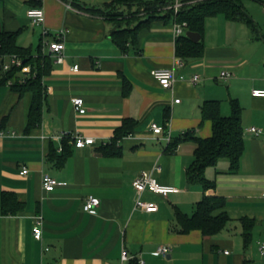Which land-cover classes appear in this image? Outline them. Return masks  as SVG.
I'll list each match as a JSON object with an SVG mask.
<instances>
[{
  "label": "crops",
  "instance_id": "1",
  "mask_svg": "<svg viewBox=\"0 0 264 264\" xmlns=\"http://www.w3.org/2000/svg\"><path fill=\"white\" fill-rule=\"evenodd\" d=\"M113 1L0 0V33L17 34V45L34 58L48 56L35 123L34 90L15 87L32 68L0 78V264H264V98L252 95L264 90V0H240L254 28L224 14L208 17L202 57H180L184 65L175 68L171 89H163L152 72L174 67L179 57L174 21L153 20L121 48L103 12L138 5L110 7ZM183 1L191 7L202 0ZM30 8L45 11L43 26L31 25ZM60 31L64 61L57 63L48 43ZM224 71L231 78H220ZM194 75L200 76L196 85L189 82ZM76 98L84 100V114L75 110ZM232 101L242 110L239 168L232 173L227 159L207 168L214 187L205 191L187 180L196 138L213 134L208 105L217 104L219 114L229 117ZM126 121L134 124L133 133L116 143L117 154L103 153ZM152 124L164 134L156 136ZM251 127L263 132L257 136ZM76 136L96 142L77 148ZM143 171L179 189L166 198L144 192L141 198L158 207L153 213L135 209L132 183ZM45 174L65 185L46 192ZM89 196L101 200L94 213L84 211ZM204 196L226 202L214 216L225 212L229 221L215 235L183 230L181 219L192 217ZM39 218L40 241L33 236ZM161 246L170 249L166 258L155 255Z\"/></svg>",
  "mask_w": 264,
  "mask_h": 264
},
{
  "label": "trees",
  "instance_id": "2",
  "mask_svg": "<svg viewBox=\"0 0 264 264\" xmlns=\"http://www.w3.org/2000/svg\"><path fill=\"white\" fill-rule=\"evenodd\" d=\"M173 0H115L110 3V7L115 4L138 5V10L119 11L117 7L103 12V17L114 25L112 37L121 48L135 39L137 32L148 26L155 19H163L166 21L187 22L188 31L199 33L202 35L201 41L193 42L186 36L177 39V54L181 58H198L202 57L204 52L203 34L205 29V21L208 17L218 14H224L227 18L236 21L245 22L250 28H254L255 24L244 10L240 0H202L191 7L185 6L177 17L172 12L163 10V6L171 3ZM144 10L142 16L138 17L140 10ZM129 14H131L129 16ZM17 55L24 61V66H31V77L26 80L23 85L16 82V86L23 90L32 89L35 92L36 100L32 108V121H38L37 111L39 110L40 99V78L45 73L46 58L33 54L17 45V34L0 33V56ZM19 68H14L5 75L14 77ZM19 78L16 80L18 81ZM36 89L38 91H36ZM213 122V134L211 137L202 139L196 138L197 148L195 150V161L187 171V180L190 184L199 183L205 191L214 187L206 176L207 168L215 166L220 160L227 159L230 162V171L235 173L239 168L240 158L244 151L243 127L241 123V108L237 101H232V115L224 117L219 114L218 105L209 104L206 108ZM134 124L126 121L116 133L112 142L102 148L103 153L107 155L117 154L116 143L125 136L132 134ZM189 135V134H188ZM187 135V136H188ZM175 146H172V150ZM64 149H62V152ZM226 202L221 197L204 196L202 201L197 205L195 214L190 218H182V226L184 231L198 229L204 235H215L221 232L229 221V216L223 212L217 216L214 213L223 209ZM250 232L245 233V240Z\"/></svg>",
  "mask_w": 264,
  "mask_h": 264
},
{
  "label": "built area",
  "instance_id": "3",
  "mask_svg": "<svg viewBox=\"0 0 264 264\" xmlns=\"http://www.w3.org/2000/svg\"><path fill=\"white\" fill-rule=\"evenodd\" d=\"M80 1H88V0H80ZM186 6V3L183 0H173L171 3L167 4L165 7V11L172 12L174 17H177L181 10ZM69 9H73L72 2L67 4ZM28 18L30 19L31 25L34 27L43 26L45 24L46 16L45 11L42 8H30L27 12ZM188 29L187 22H179L175 19L173 24V35L176 39L183 36ZM64 31H60L56 40L48 43V49L51 54L55 57L57 63H62L64 61V50L65 44L63 42ZM6 56H0V78L2 74L10 72L14 68H24L27 71L31 70L30 66H24V61L17 55L9 56L10 60L5 61ZM184 65L183 60L180 57H177L175 60L174 67L171 68H158L152 72L154 79L159 83V85L163 89H171L173 88L177 77H176V67H182ZM72 70H78V65H75ZM232 74L229 72H221L220 78L229 79ZM190 84L196 85L200 82V76L194 75L190 79ZM252 95L256 98H264V90L262 89H254L252 91ZM180 100H176V103H179ZM73 106L75 110L84 114L86 112V108L84 106V100L82 98H76L73 100ZM152 132L156 136H160L164 134V128L160 127L156 124H152L151 126ZM249 132H252L259 136L263 131L256 127L249 128ZM59 139L61 137H58ZM167 139H170V133L167 135ZM96 140L93 137H82L76 136L74 139V145L77 148H85L90 147L95 144ZM62 151V149L60 150ZM155 169L160 170V167H155ZM28 169L23 168L21 171V175H27ZM65 185L64 182H59L55 178H53L49 174H45L42 179V187L46 192L54 191L58 186ZM133 188L137 193V199L135 201V209L141 210L146 213H153L158 210V207L153 202L145 201L141 198L144 192H150L153 194L160 195L162 197H168L172 193H178L179 189L174 186L162 185L157 179L152 175V172L143 171L141 174L133 181ZM101 204V200L95 196H89L84 204V211L87 213H94L96 208H98ZM43 220L39 218L34 227H33V236L36 240L40 241L43 237ZM169 247L161 246L155 252V255H161L166 258L169 254ZM228 253V252H227ZM261 254L264 255V244L261 247ZM130 259V256L127 252L122 253V261L127 262ZM140 264H144L143 261H140Z\"/></svg>",
  "mask_w": 264,
  "mask_h": 264
},
{
  "label": "water",
  "instance_id": "4",
  "mask_svg": "<svg viewBox=\"0 0 264 264\" xmlns=\"http://www.w3.org/2000/svg\"><path fill=\"white\" fill-rule=\"evenodd\" d=\"M186 37H188L190 40H192L195 43H198L202 38V36L199 33L191 32V31H188L186 33Z\"/></svg>",
  "mask_w": 264,
  "mask_h": 264
},
{
  "label": "rangeland",
  "instance_id": "5",
  "mask_svg": "<svg viewBox=\"0 0 264 264\" xmlns=\"http://www.w3.org/2000/svg\"><path fill=\"white\" fill-rule=\"evenodd\" d=\"M163 7H164V8H163V10H164L166 6L164 5ZM136 10H138V9H136ZM136 10H134V11H136ZM126 12H127V11H126ZM143 13H144V10H143V9H142V10H140V11H139V13L137 14V15H138V17H139V16H142V15H143ZM130 15H131V14H129V16H130Z\"/></svg>",
  "mask_w": 264,
  "mask_h": 264
}]
</instances>
